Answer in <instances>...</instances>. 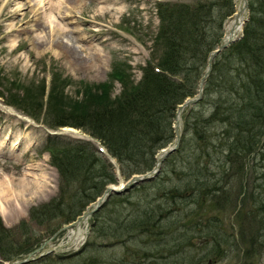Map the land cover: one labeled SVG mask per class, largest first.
I'll use <instances>...</instances> for the list:
<instances>
[{
    "label": "rangeland",
    "instance_id": "rangeland-1",
    "mask_svg": "<svg viewBox=\"0 0 264 264\" xmlns=\"http://www.w3.org/2000/svg\"><path fill=\"white\" fill-rule=\"evenodd\" d=\"M215 1H218L214 6L215 17H223L232 11L229 0ZM158 2L197 7L209 4L211 0H81V4L69 0L57 6L55 11L50 8L54 3L52 0H0V92L3 93L0 96V183L10 179L14 193L23 187L44 185V190L39 191V188V192L30 198L13 193L8 201H0V223L8 231V238L0 242V250L9 243L8 249L17 252L38 242L42 244L50 238L51 232L65 226L75 214H81L79 211L85 203L83 196L76 197L79 199L70 205L72 207L64 208L63 212L57 210V215L43 218L42 213L37 214L65 187L60 173L52 164L54 157L46 151L47 144L52 147L57 143L84 142L94 152L96 166L105 164L107 170L112 169L117 184L126 179L120 167L117 168L115 157L96 150L93 143L99 146V139L90 135L91 131L82 126L74 128L76 132H72L51 124L55 119H61L62 114L68 118L78 108L83 98L80 87L84 84L109 81L111 71L116 68L123 70L124 75L129 76L130 83L136 85L142 78L143 67L148 63H157L160 49L154 52L153 41L159 26ZM55 4L58 5L57 2ZM45 15L61 27L57 36H52L51 27L43 17ZM57 15L68 18L60 20ZM249 22L250 16L247 24ZM215 26L206 24L207 41L215 38ZM61 39L65 41L64 44L68 43L71 51L63 44H54V41ZM200 58L201 55L195 60L200 61ZM247 68L243 60H238V63L227 60L222 69L223 75L217 73L205 83L202 98L194 104L192 119L182 135L185 141L182 140L181 145H187L186 153L179 154L171 161L168 159L170 154L163 160L161 169H165L166 174L159 179L158 188L165 190L167 198H155L152 205L164 204L170 220L177 212L185 217L182 222L185 227L179 231L183 233L178 235L175 243L178 246L156 245L157 239L163 243L164 239L155 237L154 246L148 252L154 259H148L144 257L148 249L141 247V236H131L125 243L121 239L98 236L95 229L98 219H103L101 222L110 226L115 215L128 216L138 208V200L143 198H135L133 191L132 198L111 195L99 214H95L94 223L91 219L82 222L83 239L66 244L68 231H63L45 245V248L56 250L45 258L27 264H186L185 259L193 253L188 257L191 264L202 248L212 244V235H216L217 240H221L220 246L227 250L218 264H264V250L260 243L255 246V235L261 229L254 216L259 213H252L251 202V198L259 200L258 192L264 193L261 190L264 188V159L261 160L255 153H235L243 149L253 136L247 137L248 130L257 133L264 131V126L259 129V120L241 127L211 120L218 101L225 103L232 100V113L239 107L235 97L243 87L241 81L233 76ZM195 73L194 70L190 74L188 90L193 85L191 77ZM121 89L120 82L116 80L112 95H117ZM191 90L196 92L197 88ZM231 93L228 99L222 96ZM17 103L21 106L18 107ZM42 103L44 110L47 103L44 116L43 112L38 114L34 109ZM229 112L224 113V120ZM222 135H227V138L235 136L229 142L233 151L229 143L217 139ZM205 148H225L226 155L231 153L228 165L212 169L221 180L219 188L224 190V197L219 193L216 198H174L175 188L181 191L187 183L185 175L180 173L185 164L179 158L193 160L197 154L206 151ZM142 167L138 163L135 172L143 173ZM82 178L72 182L68 190L78 191L87 186ZM182 178L183 184L179 181ZM24 180L26 185L20 183ZM189 183L195 184L190 180ZM3 186L8 187V181ZM64 201L71 202L68 198ZM105 230L111 229L107 227ZM185 237L190 239L188 246L187 242L184 243ZM3 259L0 257V261Z\"/></svg>",
    "mask_w": 264,
    "mask_h": 264
},
{
    "label": "trees",
    "instance_id": "trees-1",
    "mask_svg": "<svg viewBox=\"0 0 264 264\" xmlns=\"http://www.w3.org/2000/svg\"><path fill=\"white\" fill-rule=\"evenodd\" d=\"M217 2L211 0L209 4L197 7H191L184 3L158 2L159 26L153 41L154 52H158L157 48L160 49L157 63L155 65L148 63L143 67L142 78L136 85L130 83L129 76L124 75L123 70L116 68L111 71L109 81L92 85L84 84L80 87L83 90V98L78 108L70 113L68 118L62 114L61 119H55L51 125L76 128L83 126L89 132L91 131L90 135L99 139L108 153L116 158L121 174L126 178L133 172L137 173L135 167L138 163L144 167L141 168L143 170L141 172L151 169L154 166L157 151L165 147L174 136L172 125L177 106L187 96H192L195 93L191 89L197 87L207 57L221 36L222 22L231 13L230 11L223 17H215L214 6L217 5ZM248 3L250 22L245 27L243 37L216 56L207 79L208 81L217 73L223 75L222 69L223 66H226L227 60L235 61V63H238V60H243L249 68L243 69L233 76L241 81L243 87L235 97L239 107L232 113L233 111L230 109L232 100L225 103L218 101L215 107L216 111L212 112L213 118L211 120L215 122L220 120L224 125L227 123L240 127L250 126L253 121L259 120V129H262L264 126L262 124V117L264 118V0H249ZM208 23L213 26L216 25V35L212 41H207L208 36H206L205 28ZM200 55V61L195 60ZM194 70L196 73L191 77L193 85L188 90L190 74ZM116 80L120 82L122 89L117 95H112ZM16 88L21 87L17 86ZM2 95L3 93L0 92V96ZM229 95L232 96V93L222 96L228 99ZM51 101H53L52 98ZM43 104L34 108L38 114L43 110ZM20 106L18 104V107ZM45 107L47 110V103ZM193 109L194 107L184 119V132L187 123L192 119ZM226 111L230 112L224 120L223 115L227 113ZM164 134L167 135L163 137ZM251 134L253 136L248 140L246 146L240 151H235V153L244 155L255 153L263 160L264 131L254 133L248 130L247 137ZM217 139L229 143L235 139V136L232 135L227 138V135H222ZM186 146L180 144L179 149L172 153L168 159L170 161L175 160L179 154L186 153ZM228 146L230 147V143ZM49 149L51 156L54 157L52 164L60 173L65 187L61 193L44 204V210L37 213H42L43 218L57 215V210L63 212L64 208L72 207L70 205L79 199L76 197L83 196L85 203H83L80 213L88 203L102 193L107 184L116 182L112 169L111 171L107 170L105 164L96 166V156L84 142L57 143L52 147L49 146ZM205 149L206 151L197 154L193 160L187 157L186 159L179 158L185 164L181 167L180 173L185 175L187 183L181 191H177L178 188H175L174 198H216L219 193L224 197V190L219 188L221 180L212 169L228 165L231 153L226 155L224 153L225 148ZM230 149L233 151L232 147ZM202 154L203 156L200 157ZM199 157L203 159L202 162L200 159L196 162ZM107 166L110 168V165L107 164ZM162 174H166L165 169L164 171L161 169L159 175L153 180L142 182L120 194L118 198H132L131 193L134 191L135 198L143 199L138 200V208L132 214L123 217L115 215L116 217L111 220L113 223L110 224L111 221L108 223L110 226L102 223L103 219H98V224L95 225L96 228L94 227L97 229L98 236L110 237L113 240H129L132 238L131 236H141L143 237L140 240L141 247L148 249L147 252H144V257L148 259H154L148 252L154 246L155 237L161 236L164 239V243L157 239L156 245L178 246V243L176 245L175 243L178 235L183 233L179 231L185 227V224L182 223L185 217L179 216L180 212H177L173 218L170 217V220L169 214H167L168 209L165 208L164 204H157L155 207L152 205L155 198H164V196L167 198L165 190L158 188ZM81 176H83L82 181L88 185L78 191L68 190L71 183L80 179ZM189 180L195 184L189 183ZM179 181L183 184V178ZM90 191L91 193L88 194ZM93 191L95 192L93 193ZM66 198L71 202L64 201ZM258 199L257 201L251 198L252 213H259L254 217L257 219V226L261 229L255 235V246L260 243L261 249L264 250V193L258 192ZM117 210L120 211L119 208ZM76 215L78 214H75L70 220L74 219ZM107 227L111 230L106 231ZM260 232L261 236H257ZM5 238H8V231L0 223V242H4L3 239ZM204 238L201 240L203 241ZM185 239L184 243L187 242L186 246H188L190 239L188 237ZM211 239L212 244L202 248L199 255L192 259L191 264H213L208 263V261H219L226 255L227 250L220 246L221 240L218 241L216 235H212ZM9 244L3 245V247H7L0 250V257L4 258L3 261L24 254L36 245L17 252L8 249ZM184 253L188 256V251L185 250ZM192 254L190 253L188 257ZM188 257L185 259L186 264L190 263L189 259L191 258ZM3 261H0V264H3Z\"/></svg>",
    "mask_w": 264,
    "mask_h": 264
},
{
    "label": "bare ground",
    "instance_id": "bare-ground-1",
    "mask_svg": "<svg viewBox=\"0 0 264 264\" xmlns=\"http://www.w3.org/2000/svg\"><path fill=\"white\" fill-rule=\"evenodd\" d=\"M54 3H52L51 4V6H50V8L53 10V11H55V10H57V6H59L61 3H63L64 1H69V0H52ZM72 1H74V2H78L79 4H81V0H72ZM58 3V5H56L55 3ZM55 4V5H54ZM60 8V7H59ZM237 10H241V2H240V0H237ZM58 12H60L61 14L60 15H62V13L63 12H61L60 11V9L58 10ZM238 18H237V20H236V22H238L236 25H235V29H237L238 28V26L237 25H239V23H240V21L242 20V18H243V13L242 12H239L238 13ZM44 17V19L47 21V23H48V26L49 27H51V34H52V36H57L58 34H59V32L61 31L60 29H61V27L58 25H55L54 23H53V20H50V19H48V17L45 15V16H43ZM57 17L60 19V20H64V19H67L68 17H64V16H58L57 15ZM234 23H235V21H234ZM38 39H40V37L38 36ZM51 41H53V39L51 40ZM64 40L63 39H61L60 41H54V44L56 45V44H63V45H65L67 48H68V50L69 51H71V49H70V47L68 46V43H65L64 44ZM66 128V130L68 131H72V132H76V130L74 129V128H71V127H65ZM26 180V179H25ZM25 180L24 181H21L20 183H22L23 185H26V182H25ZM5 181H8V187H4L3 186V184L5 183ZM11 180L9 179V180H3L1 183H0V201L1 202H3V200H6V201H8V198L14 193L12 190V188H11ZM34 187V188H33ZM32 188V189H31ZM40 188V189H39ZM15 189V188H14ZM38 189H39V191H42V190H44V185H43V187H41V185H39V184H36V185H34V186H28V187H23L22 189H19V190H17L14 194H17V196H23V197H27V198H30V197H32L33 195H36L39 191H38ZM0 207H1V204H0ZM73 232V235L75 234L76 235V237L75 238H79V239H81L82 237H84V235L81 233V228H78L77 230H76V232L74 233V231H72Z\"/></svg>",
    "mask_w": 264,
    "mask_h": 264
},
{
    "label": "water",
    "instance_id": "water-1",
    "mask_svg": "<svg viewBox=\"0 0 264 264\" xmlns=\"http://www.w3.org/2000/svg\"><path fill=\"white\" fill-rule=\"evenodd\" d=\"M227 45V43H222L217 51L214 52L213 55H211L208 63L210 64L211 63V59L214 57V55L219 52L222 48H224L225 46ZM202 82H200V85H202ZM196 102V99L193 98L191 100H188L186 102H184L182 105H180V107L177 109V112H176V117H175V121H176V125H175V134H176V144L174 146H168L167 148L163 149L161 151L160 154H158L157 156V162L155 164V166L153 167V169L147 173H144V174H141V175H135V176H132L124 185H120V186H117V187H111V186H108L104 192V195H107L108 192H115V193H120L122 192L124 189L128 188L129 186H133L135 185L136 183H139L143 180H147V179H152L154 178L159 170H160V163L162 162V160L168 155L170 154L172 151H174L177 147H178V144H179V139H180V114H181V111L184 109V107H186L187 105H190L192 103ZM102 202V199H100L97 203H96V207L100 206V203ZM93 210H90V212H92ZM31 254H29L26 258L24 259H21L19 261H17L15 264H21V263H24V262H27L29 261V256Z\"/></svg>",
    "mask_w": 264,
    "mask_h": 264
},
{
    "label": "flooded vegetation",
    "instance_id": "flooded-vegetation-1",
    "mask_svg": "<svg viewBox=\"0 0 264 264\" xmlns=\"http://www.w3.org/2000/svg\"><path fill=\"white\" fill-rule=\"evenodd\" d=\"M208 263H211V261H208Z\"/></svg>",
    "mask_w": 264,
    "mask_h": 264
}]
</instances>
